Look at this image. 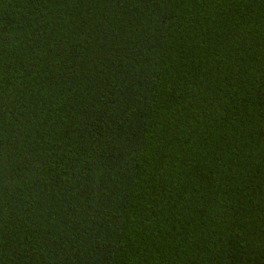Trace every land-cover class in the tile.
<instances>
[{
	"label": "trees",
	"instance_id": "1",
	"mask_svg": "<svg viewBox=\"0 0 264 264\" xmlns=\"http://www.w3.org/2000/svg\"><path fill=\"white\" fill-rule=\"evenodd\" d=\"M0 264H264V0H0Z\"/></svg>",
	"mask_w": 264,
	"mask_h": 264
}]
</instances>
